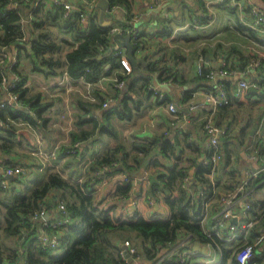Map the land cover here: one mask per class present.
Returning <instances> with one entry per match:
<instances>
[{
	"label": "crops",
	"instance_id": "1",
	"mask_svg": "<svg viewBox=\"0 0 264 264\" xmlns=\"http://www.w3.org/2000/svg\"><path fill=\"white\" fill-rule=\"evenodd\" d=\"M63 1L72 5L73 13L79 12L80 6L85 7L84 0ZM98 1L86 10V18L79 21L86 26L94 17L100 25L117 28L120 33L137 30L140 44L134 52L137 67L128 60L126 50L119 48L111 53L122 57L120 67L111 69L96 82L74 79L66 71L65 55L78 46L71 33L46 21L42 12H33L27 2L15 5L25 37L9 48L0 46V52L5 54L8 80L13 81L20 75L25 79L24 100H19V106L27 108L35 122L13 118L8 113L0 119V128L12 132L11 141H5L7 152L0 150V162L4 165L0 163V184L1 180H7V186L15 193L13 202L16 194H28L52 172L77 183L98 159L120 146L122 151L116 154L119 159L116 166L129 167L126 175L133 179L131 195L126 200L128 206H138L145 216L158 211L169 214L166 206L151 198L150 180L160 170L176 165L185 174V180L177 184V191L183 190L192 202H201L198 218L204 234L221 241L202 242L193 234L183 232L169 250L192 254L186 264L203 261L236 264L235 250L239 243L255 241L264 229V172L256 177L252 175L262 168L264 160V87L255 83L257 76L264 78V32L252 27L247 10L234 8L236 11L230 12L223 2L216 0H129V7L109 6L103 22ZM249 2L264 10V0H247L246 4ZM36 23H43L42 28L60 47L52 53L54 59L63 63L55 75L31 71L26 52L17 46L28 42L33 33L38 32L34 28ZM123 24L132 28L124 30ZM111 43L108 50L116 47L114 34H111ZM200 58L206 70L226 68L236 74L224 79H201L197 72ZM252 61H257L258 66L253 68ZM244 72L247 75L244 76ZM168 75L174 80L161 81ZM140 76L149 78L150 85L164 93L167 101L163 103L150 94L141 80L130 89V82ZM242 79L254 83L257 92L250 93L240 87ZM119 81L125 82L122 89L116 87ZM222 81L229 103L223 108L213 107L206 101V95L211 90L216 91ZM124 95L132 98L131 107L136 105L132 118L121 120L112 116L106 121L107 109L115 104L117 96ZM185 96L189 97L188 101ZM8 100V92L1 85L0 109ZM34 100H39L37 109L32 106ZM105 102H108L107 107L103 105ZM170 103L187 107L189 112H172L168 107ZM208 118L220 127L229 128V133L220 139L222 157L215 166L210 158L208 136L203 130ZM106 124L116 136L103 131ZM84 131L90 134L81 139ZM165 140H170L174 148L169 158L161 154ZM75 144H79L77 153H69ZM51 152H55V158L46 161L43 154ZM251 154L256 158L251 159ZM208 162L211 168L203 172ZM7 167L22 168V171L7 178ZM123 175H105V184L98 182L95 192L98 190V194L103 195L111 191L113 182L124 178ZM21 184L25 188L19 187ZM229 193L237 194L232 206L237 217L230 222L241 225L252 217L258 218L251 230L236 231L232 240L226 239L231 235L228 228L216 229V222L227 207ZM57 199L55 192H50L46 198L51 204L48 208L51 219L60 216L55 212ZM246 204H250V211H246ZM205 205L207 216L200 219ZM167 251L168 248H164L158 256ZM140 254L141 264H154ZM25 258L23 253L18 264H23ZM256 259V264H264V242L256 250Z\"/></svg>",
	"mask_w": 264,
	"mask_h": 264
},
{
	"label": "trees",
	"instance_id": "2",
	"mask_svg": "<svg viewBox=\"0 0 264 264\" xmlns=\"http://www.w3.org/2000/svg\"><path fill=\"white\" fill-rule=\"evenodd\" d=\"M43 1L0 0L1 47L9 48L25 37L19 10L11 2H17L16 4L27 2V6H31L33 12H42L46 21L59 25L63 30L71 33L78 42V46L65 55L64 66L72 78H85L88 82H96L111 69L120 67L122 57L114 55V53L107 54V50L112 45L111 27L100 25L94 17L84 26L79 21V12H72L69 16L64 17L63 7L56 6L49 9ZM108 1L111 7L120 4L130 6L129 0ZM222 4L226 5L228 11H236L228 1H224ZM79 9L86 13L85 7L80 6ZM42 25L43 23H36L34 28L38 32L33 33L34 36L28 42L17 46L26 52L25 57L31 64V71L44 75H55L58 73V68L63 67V63L54 59L52 53L57 52L60 47L51 40L48 31L42 28ZM122 28L126 30L132 28V25L123 24ZM133 45L136 51L138 45L136 43ZM107 65H110L109 70L105 69ZM6 71L5 68L0 69V87ZM208 71L204 68L200 78L206 79ZM19 77L13 91L17 92L19 100L23 101L25 79L21 75ZM170 79L173 81L174 77L168 75L161 78V81ZM137 80L144 81L148 92L153 95L149 89L151 87L149 78L142 76L130 82V89H133ZM222 83L224 84V82ZM258 86L264 87V78L258 82ZM262 97L264 98V93ZM188 99L189 97L185 96V101ZM116 100L115 104L105 112L106 121H109L112 116L121 120H130L136 106L134 108L130 106L132 98L124 95L117 96ZM160 101L166 102V96ZM38 104L39 100H34L33 108L38 107ZM223 107L224 105L219 106V108ZM5 113L10 114L13 118L35 122L31 115L11 105L5 104L1 107L0 119L4 118ZM96 126L97 122L94 127ZM103 131L116 136L109 124H106ZM11 133L9 130L0 128V150L7 152L8 147L5 141H11ZM89 134L90 132L84 131L81 139H85ZM121 151L122 147L119 146L112 150L108 156L98 159L90 167L89 173L83 176L82 182L71 183L61 174L52 172L43 183L34 187L28 194L24 195L22 192L16 194L14 201L10 204L2 199L1 193L13 190L8 186L3 189L0 184V264H18L23 253L26 254L23 264H119L117 249L119 244L125 240L132 241L145 259L153 261L161 250L169 244H175L183 232L193 234V237L202 242H221L216 236L209 237L204 234L198 218L201 202H192L183 190L177 191V184L185 180V174L183 169L176 165L160 170L150 180L151 198L166 206L169 214L165 215L158 211L154 212L152 216H145L138 206H128L126 200L131 195L133 179L130 175H126L129 167L115 166L119 162L116 154ZM173 151L171 141L165 140L161 145V154L169 158V153H173ZM205 167L203 172H208L211 162H208ZM104 169L108 171L102 173ZM114 173H123L124 178L113 182L111 191L103 195L96 194L95 185L102 181L105 175ZM50 192H55L58 198L55 208L60 201L65 204L71 223L61 228L62 236L57 248L43 249L37 245L38 223L30 222L29 215L41 207L46 209L51 207V204L46 200ZM12 194H15L14 191ZM1 230L5 233V237H13L16 244H21L24 252H19V248L16 247L14 253L7 254ZM22 231H26L24 236L21 235Z\"/></svg>",
	"mask_w": 264,
	"mask_h": 264
},
{
	"label": "built area",
	"instance_id": "3",
	"mask_svg": "<svg viewBox=\"0 0 264 264\" xmlns=\"http://www.w3.org/2000/svg\"><path fill=\"white\" fill-rule=\"evenodd\" d=\"M85 1V9H91L93 6V2L96 0H84ZM159 1V0H157ZM219 2L228 1L229 5L232 8H236L239 10H247L248 15L251 17V23L252 27L254 29L260 30L261 32H264V10L260 8L258 5L249 2L246 4L247 0H216ZM49 8H53L56 6L63 7L65 13L64 17L69 16L73 12L72 5L66 1L63 0H44L43 1ZM13 5H16L17 2H11ZM79 17L80 20H84L86 18L85 11H79ZM119 32V29L112 28L110 31V34H115ZM130 32L132 36V43L133 44H140V36L137 32V30H126L122 33ZM116 55H119V53H116ZM5 60V54L0 52V69L5 68L4 65ZM200 63L197 68V72L199 75L202 74L204 70V64H203V58H200ZM257 61H252L251 66L255 68L258 66ZM110 65H107L105 67L106 70H109ZM233 74H236L233 70H228L226 68H219V69H213L209 70L206 74V78L210 80H216V79H224L227 76H231ZM244 76L247 75L246 72L242 73ZM19 81V77H16L13 81H9L6 75L2 78V85L5 87V89L8 92L9 100L5 103L7 105L16 106L19 105V94L17 92H14L13 90L17 86V82ZM172 81L171 79L168 80V82ZM262 81L261 76H257L255 79V83L258 84V82ZM223 82V81H222ZM240 87L243 89H248L249 86L253 85L254 83H249L247 80L242 79L240 82ZM125 86L124 81H119L116 84V87L118 89H122ZM153 95L158 98L159 100H163L165 94L162 93L158 88L156 87H150L149 88ZM206 101L211 104L213 107H219L221 105H226L229 103L228 96L226 94V91L223 88V83L219 85V88H217L216 91H209L206 95ZM104 107L108 106V102H105ZM169 109L172 112L179 111L175 104L170 103ZM203 130L205 134L208 136V148L211 151V162L213 166L216 165V163L221 159L222 157V150L220 148V139L223 136H226L229 133V128L227 126L220 127L216 125V123L213 121V119L208 118L203 126ZM79 147V144H75L72 149H70L68 152L71 154L77 153V148ZM55 152H51L50 154H43V158L48 161L49 159L55 158ZM252 155V154H251ZM251 159H255L256 156L252 155L250 156ZM2 165L3 163L0 162ZM116 166V164H115ZM4 167V165H3ZM20 171H22V168H5V174L8 176H14L18 174ZM260 172H264V160H263V166L259 171H255L252 173L253 176H257ZM83 177L79 179V182H82ZM102 184H105V180H102ZM1 186L3 188L7 187V180L3 179L1 180ZM243 189V186H240V190ZM96 193H98V190H96ZM237 194L236 193H229L227 196V207L225 210L221 213V217L216 222V229L223 230L228 228L229 232H231V235L228 236L227 240H232L236 237L235 232H244L247 233L249 230H251L255 224L258 218L252 217L246 221H244L241 225L234 224L230 222V220L235 219L237 216L233 211V204L235 201ZM153 204V201L150 202ZM251 206L250 204H246V211H250ZM55 212L57 214H60L59 217L51 219L48 209L45 207H41L40 209L32 212L29 215V220L32 223L37 222L38 223V235H37V245L42 247L43 249H54L57 248L60 244V238L62 236V232L60 231L61 228H64L68 224L71 223V218L69 214L67 213L65 204L60 201L56 208ZM207 206H203L202 214L200 215V219H204L207 214ZM236 232V233H237ZM26 231H22L21 235L24 236ZM210 236V234H209ZM264 242V229L261 231L260 235L256 238L255 241L249 242L245 240L242 243H239L235 250V263L236 264H256V250L257 248ZM172 244H169L166 248H168V251L160 256H158L157 259L153 260L152 262L154 264H186L187 259L192 255L188 251L182 250V251H175V250H169L170 247H172ZM117 256L120 260L119 264H141V254L138 249V247L130 240H125L124 242H121L119 244V247L117 249ZM7 264V263H4ZM201 264H211L209 261H203Z\"/></svg>",
	"mask_w": 264,
	"mask_h": 264
},
{
	"label": "water",
	"instance_id": "4",
	"mask_svg": "<svg viewBox=\"0 0 264 264\" xmlns=\"http://www.w3.org/2000/svg\"><path fill=\"white\" fill-rule=\"evenodd\" d=\"M97 6L101 10L100 21L103 22L105 13L109 8L110 3L108 0H99ZM131 40H132V36L130 32H127V33L117 32L116 34H114V41L116 43V47L108 50L107 54L111 53L112 51L118 50L119 48H124L126 50L127 58L130 61V63L134 67H137V60L134 57L135 47ZM248 92L250 93L257 92V89L255 88V86L251 85L248 88ZM175 106L177 107L179 111L189 112V109L187 107H180L177 104H175ZM16 107L24 111L27 114H32L27 108H22L19 105H16ZM8 177L9 176H7V178Z\"/></svg>",
	"mask_w": 264,
	"mask_h": 264
},
{
	"label": "rangeland",
	"instance_id": "5",
	"mask_svg": "<svg viewBox=\"0 0 264 264\" xmlns=\"http://www.w3.org/2000/svg\"><path fill=\"white\" fill-rule=\"evenodd\" d=\"M155 77H157V74H156V76ZM19 154V153H18ZM25 185H23V184H21V185H19V187H21V188H25L24 187ZM13 194H12V192H2L1 193V197H2V199L5 201V202H8L9 204L10 203H12V199H13ZM3 212H4V209H3ZM5 233L1 230V236H2V241H3V244H5V246L7 247V248H5V251H6V253L7 254H12V253H14V251H15V249H16V247H18L19 248V252H21L22 251V246H21V244H16L15 243V240H13V237H5V235H4ZM134 241V240H133ZM135 242V241H134Z\"/></svg>",
	"mask_w": 264,
	"mask_h": 264
}]
</instances>
